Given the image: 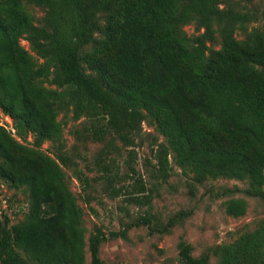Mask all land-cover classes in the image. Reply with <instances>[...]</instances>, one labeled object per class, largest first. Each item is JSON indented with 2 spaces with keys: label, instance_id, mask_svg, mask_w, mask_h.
<instances>
[{
  "label": "trees",
  "instance_id": "trees-1",
  "mask_svg": "<svg viewBox=\"0 0 264 264\" xmlns=\"http://www.w3.org/2000/svg\"><path fill=\"white\" fill-rule=\"evenodd\" d=\"M27 4L44 10L40 25ZM260 19L264 8L241 11L233 1L222 8L220 0H0V115L13 119L23 141L0 126V182L29 197L16 224L0 199V264H87V247L90 264H102L108 236L96 227L86 240L85 211L64 170L73 163L62 150L60 113L87 119L77 135L105 145L96 164L112 198L128 192L131 202L150 203L131 159L127 173L115 159L104 161L118 143L134 147L148 121L166 140H155L159 178L169 177L173 154L195 184L239 180L249 184L247 196L264 201V24L249 30ZM216 34L219 50L209 45ZM45 142L59 144L53 155ZM75 174L91 187L82 170ZM247 210L243 199L226 203L234 218ZM150 224L142 218L133 226ZM193 251L180 242L181 264H211L212 254L217 264H264V221L231 244L200 257Z\"/></svg>",
  "mask_w": 264,
  "mask_h": 264
},
{
  "label": "rangeland",
  "instance_id": "rangeland-1",
  "mask_svg": "<svg viewBox=\"0 0 264 264\" xmlns=\"http://www.w3.org/2000/svg\"><path fill=\"white\" fill-rule=\"evenodd\" d=\"M231 1L235 8L241 11H262L264 8V0H220L221 7L226 8ZM27 8L34 16L35 23L40 25L45 15L44 10L33 4H27ZM263 24L264 19H260L249 24V30ZM185 30L190 37L197 33L194 24L186 26ZM236 37L243 40L246 34L238 31ZM216 38V41L209 45L214 50H219L221 48L219 34H216ZM21 43L29 49L27 41L23 40ZM32 54L38 60V56ZM1 115L2 118L3 114ZM58 120L63 125L62 150L73 163L70 167L64 168L67 181L79 205L85 211L88 229L86 240L88 242L96 227L101 228L108 236V240L101 246L102 264H181L179 260L181 241L191 244L194 249L193 255L200 257L208 250L231 244L242 235L256 231L264 221V201L246 195L245 191L249 187L247 182L218 179L195 184L193 175L176 165L173 154L170 155L169 177L165 180L159 178L158 174H155L157 169L154 156L157 148L155 140L158 143H164L166 140L148 121L143 122L141 138L135 140L134 147L127 149L122 143H118L120 149L111 155L110 159L104 158V161L112 163L115 159L121 171L127 173V162L131 159L139 172L137 177L142 176L145 181L147 192L144 195L150 196V203L135 204L129 200L128 192L123 193L121 197L112 198L105 192V185L99 182L104 170L96 164L97 160H101L99 155L105 145L79 137L76 133L77 131L84 133L89 125L88 120L85 118L75 120L72 113H60ZM8 127V131L23 142L16 136L14 124L12 125L14 131L10 129V125ZM32 142L33 138L29 136L24 143L32 146ZM58 146L57 143L45 142L42 150L53 155ZM75 169L82 170L92 179L90 188L79 181ZM133 183V180H128L125 187L131 189ZM224 190L234 192L224 194ZM0 199L2 205L6 207L2 210L10 218L11 224L20 222L28 212L29 197L24 190H15L8 184L0 182ZM231 199L247 201L248 210L244 216L234 218L228 215L226 203ZM142 218L151 220V224L133 226ZM173 219L176 220L173 227L167 230L169 222ZM125 230L127 234L123 236ZM112 232L118 233V237L111 238ZM210 261L211 264H217L218 257L212 254ZM90 262L91 255L87 247V264Z\"/></svg>",
  "mask_w": 264,
  "mask_h": 264
},
{
  "label": "built area",
  "instance_id": "built-area-1",
  "mask_svg": "<svg viewBox=\"0 0 264 264\" xmlns=\"http://www.w3.org/2000/svg\"><path fill=\"white\" fill-rule=\"evenodd\" d=\"M1 114H3V113H1ZM8 125H10V127H11L10 129L14 131V129L12 128L13 119L9 115L3 114V117L2 118L0 117V126L6 128L8 130L9 129Z\"/></svg>",
  "mask_w": 264,
  "mask_h": 264
}]
</instances>
